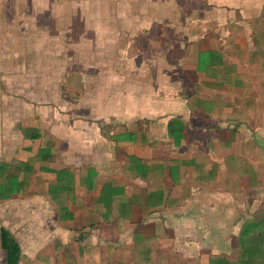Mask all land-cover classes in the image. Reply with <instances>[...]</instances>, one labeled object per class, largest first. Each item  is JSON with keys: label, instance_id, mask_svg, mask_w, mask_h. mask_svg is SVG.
Listing matches in <instances>:
<instances>
[{"label": "crops", "instance_id": "1", "mask_svg": "<svg viewBox=\"0 0 264 264\" xmlns=\"http://www.w3.org/2000/svg\"><path fill=\"white\" fill-rule=\"evenodd\" d=\"M12 1L0 0V10L8 9ZM198 1L203 13L199 17L196 10L187 13L188 23L183 24L177 39L187 42L177 57V72L187 81L181 86L183 97L188 96L187 114L163 116L164 129L153 111H134L132 117L124 111L117 114L108 106V114L104 112L99 118L90 107L95 108L100 101H92L93 96L80 101L78 92L82 88L71 87L65 97L77 108L73 114L52 108L48 111L57 122L67 120L65 129L62 124L56 126V131L42 128L46 117L41 119V110H37L35 123L24 125L23 142L16 147V107L23 108L26 115L30 102L24 93L16 101L19 87L15 81L14 27L9 29L8 16L4 21L0 19V139L7 140L6 145L0 142V175L15 161H36L39 168L34 172L36 180L28 176L29 172L24 173V189L0 198V203H10L9 207L15 205L23 211L26 203L51 222L40 224L36 233L21 229L18 234L12 227L8 230L4 220L0 224V264H226L224 260L238 261L240 243L250 250V234L240 240L238 235L250 224V187L264 181V164L256 165L252 159L256 152L250 150L251 144L256 149L260 144L264 151L260 140L264 139V0ZM34 7L40 9V5ZM146 23L135 35L146 32L147 41L158 43L154 29L166 33L162 39L174 42L168 48L169 61L176 50L175 36L171 37L174 29H165L155 17ZM158 48L155 44L156 54ZM120 51L125 56L124 50ZM206 52L211 62L221 59L223 63L202 66L200 58ZM141 57L144 61L139 68L148 65L151 70L154 62H146L149 56ZM110 71L111 66L102 68L103 73ZM170 80L172 88L175 82ZM142 84L134 83L136 89ZM144 84L149 95L143 97L150 96L153 101V83ZM161 98L172 100L173 96ZM199 99L213 105L208 110ZM231 101L235 111H218L220 105ZM80 105L88 110L89 117L76 113ZM128 117L131 119L127 121ZM171 118L182 127L176 126L184 137L178 145L170 140ZM202 118L209 125L205 137L209 133L212 139L220 136L214 127L231 125L229 130L234 126V148L216 142L208 147L207 139L211 138L195 137ZM254 135L258 141L250 140ZM202 156L211 163L196 162ZM229 206L235 215H229L225 209ZM6 213L5 219H9ZM240 213L243 216L239 219ZM191 218L199 219L200 227L196 229L203 231L194 234L196 229L183 227L182 221ZM224 229L230 237L222 236ZM221 247H226L225 255L219 252Z\"/></svg>", "mask_w": 264, "mask_h": 264}, {"label": "rangeland", "instance_id": "2", "mask_svg": "<svg viewBox=\"0 0 264 264\" xmlns=\"http://www.w3.org/2000/svg\"><path fill=\"white\" fill-rule=\"evenodd\" d=\"M38 5H40V9L34 7ZM4 10H0V19L4 21L6 16H8L9 29L10 26H13L15 33V81L19 87L15 91V98L17 101V98H20L22 93H24V95L29 97L28 101L31 103L27 105L28 112L26 115L22 110L23 108L18 109L19 107H16L15 130L13 132L14 147L22 144L24 125L34 124V114H38L40 110L42 115L43 113L46 115L42 116L39 114L41 119L46 117L42 119V128L56 131V126L62 124L61 128L65 129L67 120H65L66 122L63 121V123L57 122L54 119L55 116L48 114V111L52 108V111L53 109L58 110V113L73 114V110L77 108L73 106L75 104L71 105L73 102L65 97L67 96L66 90L69 91L71 87L82 88L78 92L80 101L92 96V101H100L95 108L93 106L90 107L96 112V116H100L99 118L103 116L101 114L104 112L106 115L108 106H110V109L115 110L117 114L124 111L125 114L128 113L132 117L136 113L134 111L142 114H149L150 111H153V113L158 114V118L155 120L158 121L160 128L164 129L163 122L166 121V118L163 116L187 114L186 97L188 96L184 98V91L181 89V86L187 81L184 82L182 74L177 72V57L183 44L187 42L183 43L181 38L180 40L177 39L184 28L183 24L188 23L189 16L187 13L190 12L191 14L193 10H196L197 17L203 13V5L198 0H13L9 3L8 9ZM151 17H155L159 21V25L165 26V29L170 30L173 28L175 31V35H171V37L175 36L174 47L176 50L175 55L171 54L172 57L169 61H167L170 55L169 49L173 47L174 42L168 41L167 38L162 39L166 33L162 35L161 32L159 33L154 29V34L159 39L158 43L147 41L144 35L146 32L140 35L138 34L139 32L136 35L134 33L137 29L144 28ZM167 22L169 23L168 26H166L167 24L165 25ZM155 44L159 47L158 56H156L157 49H155ZM177 44H179V47H177ZM103 47H113V49L104 51ZM120 50H124L123 54L125 56L122 55ZM141 55L149 56L146 62H154L151 70L148 65L143 66L142 69L139 68L140 63L144 61ZM209 56L210 54L207 52L201 56L200 64L202 66L209 65L214 67L223 63L221 59L211 62L212 57ZM172 62L174 67H171ZM108 66H111V71L103 73L102 68ZM174 69L175 72H173ZM70 70L76 71V73H71ZM77 71H79V74ZM171 78L175 82L172 88L170 87ZM71 81L74 83H71ZM136 81L142 82L143 87L144 83H153L151 91L153 101L149 100L150 96L147 98L146 96L143 97L146 94L149 95L148 87L146 90L143 87L136 89L137 85H134ZM77 83L79 84L74 86ZM157 86L159 87L158 89L156 88ZM192 92L193 90L189 91L190 94ZM210 93L212 94V91ZM166 94L172 95V100L161 98V95L166 96ZM198 101L207 107L208 110L213 105L212 102L202 101L201 99ZM120 104L121 106L119 107ZM220 106L222 107H218L220 113L221 110L228 114L231 111H235V105L232 101ZM27 108H25V111ZM42 110L47 112H42ZM78 111L76 113L85 114V117H89V115L87 116L88 110L85 107L80 105ZM129 119L131 118L128 117L127 121ZM204 120L202 118L201 123L196 126L198 129H195L196 134L194 135L197 138H211L208 137L210 136L209 133L205 137L206 127L209 125ZM204 122L207 124L205 125ZM168 126L172 138L170 140L175 142V145H178L179 140L182 141L184 139L183 134L178 133L179 131L176 128V126H180V123L171 118ZM230 126L214 127L213 130L220 135L219 139H207V146L209 147L213 142H216L227 149L234 148L237 132L234 126L228 130ZM70 127L67 125V128ZM179 128L181 129L182 127L180 126ZM222 135L229 137V140L226 137L221 139ZM258 139L254 135L250 140L258 141ZM260 140L264 145V139ZM2 141L6 145L7 140L1 138L0 142ZM8 144L10 145V141ZM158 144L163 145L160 141ZM250 147V150L252 149V151L256 152L255 154L252 153V159L255 164L263 166L264 151H261L260 144H257V147H259L257 149L253 147V144ZM210 154L214 155L211 152ZM183 155L187 156L188 154L184 153ZM211 155L209 157H212ZM175 160L177 162L180 161V159ZM195 160H197L196 162L206 160V165L211 163L210 159H206L203 156ZM206 167L209 168V166ZM214 167L215 164L212 163L211 168ZM38 169L36 161L33 164L15 161L9 165L5 173L0 175V198L11 197L15 193L21 192L24 189L23 184L26 186L21 176L29 172L28 176L32 175L33 180H36L37 175L34 172ZM16 204H25L26 211L15 205L9 207L10 203L7 202L2 201L0 203V224L5 220L4 225L8 226V230L12 227V230L18 234L21 229H26L25 232L27 233L32 231L36 233L40 224H51L49 218L46 219L37 210L33 211L26 203ZM48 208L50 209V207ZM263 208L264 181L260 185L250 187V217L258 218L261 216ZM36 209H38L37 205ZM225 209H228L227 212L230 215L231 207L229 206ZM6 212L10 215L9 219H5L7 217ZM2 216L4 217L1 218ZM241 216L243 214H238L239 219ZM182 225L183 227H190L192 231L200 227V221L197 218H191L184 222L182 221ZM195 231L194 234H198L197 231L203 230L200 228V230L196 229ZM209 234V230L206 231V235ZM222 236L230 237L225 232V229ZM240 238L241 235L239 234L238 239L240 240ZM208 239V241L211 240V238ZM248 243L250 246L252 245L250 239ZM226 251V247L219 249V252H223L224 255L228 252ZM232 255L235 257V250L232 251Z\"/></svg>", "mask_w": 264, "mask_h": 264}, {"label": "trees", "instance_id": "3", "mask_svg": "<svg viewBox=\"0 0 264 264\" xmlns=\"http://www.w3.org/2000/svg\"><path fill=\"white\" fill-rule=\"evenodd\" d=\"M246 234H250V239L252 240L250 250L240 243L238 261L228 263L224 260L223 263L257 264L258 261L264 262V213L259 218H250V224L240 232L241 237Z\"/></svg>", "mask_w": 264, "mask_h": 264}]
</instances>
